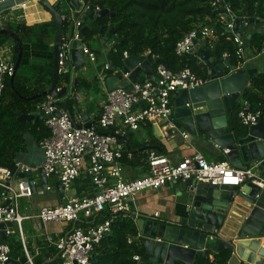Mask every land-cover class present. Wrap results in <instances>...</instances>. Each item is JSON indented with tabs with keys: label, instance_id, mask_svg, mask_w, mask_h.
I'll use <instances>...</instances> for the list:
<instances>
[{
	"label": "built area",
	"instance_id": "2783aa9c",
	"mask_svg": "<svg viewBox=\"0 0 264 264\" xmlns=\"http://www.w3.org/2000/svg\"><path fill=\"white\" fill-rule=\"evenodd\" d=\"M2 1L4 0H0ZM26 2L19 6L24 8ZM211 7L221 10L218 17L223 25V32L233 35V42L237 48L235 56L240 60L237 66L243 67L247 60L243 42L233 32L235 16L230 10L229 3L227 0H213ZM242 24L245 29L248 28L246 21L242 20ZM217 40L218 35L213 27L198 24L176 43L174 53L177 56L192 55L199 62L205 63L203 56L205 48L212 49ZM198 45L201 46L200 52L196 53L195 48ZM69 53L70 41L67 42L63 38L58 54L60 73L65 63L69 61ZM82 54L88 62L96 60L95 53L86 46L82 48ZM123 55L128 56L125 52ZM228 57L229 54L224 52L221 60H228ZM152 59L157 60V57L153 56ZM103 69L105 72L109 70V64H104ZM14 72V61L0 52V91L3 88V79L13 76ZM153 73L154 75L143 81L141 86L133 84L132 93L123 88L106 91L101 113L90 127H74L63 110L56 116L54 114L58 109L56 98L47 95L38 106L40 119L50 130V136L39 142L43 154L41 166L45 176L60 182L64 191H67L72 182L79 177L86 163V172L95 193L89 197H67L64 204L42 207L34 216L22 215L19 213V200L31 198L34 190L31 184L15 179L14 175L18 170L26 172L30 168L20 163H15L14 169L0 167V223H13L12 227L5 228V237L11 235L15 228L26 264H33L24 238L23 222L27 219L35 217L43 224L73 223L81 218L87 220L94 218L103 212L120 214L128 211L127 201L138 193L146 190L156 191L174 180L180 182L191 180L215 187L238 186L246 180L255 182L253 166L234 169L226 161L208 162L199 152H194L177 163H171L167 157L153 151L148 155L147 171L144 176L135 180H123L121 159L124 144L120 139L128 132H136L141 125L166 120L172 113L173 101L180 91L193 89L208 82V79L196 76L188 67L172 71L162 63H157L154 65ZM106 76L108 74L100 73L102 81ZM239 106L237 117L244 127L248 128L259 121L260 110L251 109L247 100L242 99ZM182 137L186 139L188 135L182 133ZM226 153L227 150L224 151V154ZM49 190L50 186H44V191ZM153 216L157 217L158 213L155 212ZM133 217L135 220L136 214ZM111 222L112 219L109 218L84 227H73L66 234L46 236L45 242L48 247L52 246L56 250L59 264H89L94 248L109 234ZM141 237L138 232L136 236L129 238L128 242L141 241ZM10 259L9 246L0 241V264H9ZM133 259L140 260L138 256H134Z\"/></svg>",
	"mask_w": 264,
	"mask_h": 264
},
{
	"label": "water",
	"instance_id": "95a60500",
	"mask_svg": "<svg viewBox=\"0 0 264 264\" xmlns=\"http://www.w3.org/2000/svg\"><path fill=\"white\" fill-rule=\"evenodd\" d=\"M26 1L28 0H4L0 2V13ZM39 3L49 12L56 31L52 44V80L49 88L35 97L48 95L58 99V109L54 112L56 116L63 110L74 127H90L91 123H77L69 107L70 100L79 102L77 94L72 93L78 87V80H72V74L82 72L87 64L82 54L83 30L94 19L110 17L113 14L107 8L99 10L94 5L85 6L81 0H69L68 4L73 13L68 19L67 33L64 34L62 26L65 17L61 12L48 0H40ZM249 22L254 25L259 21L250 19ZM74 31L77 32L75 36ZM257 31L264 32V26ZM233 32L241 38L243 48L246 49L251 34L246 32L240 20L233 21ZM0 33L10 34L3 28ZM11 37L15 40L12 34ZM63 38L70 41V58L60 73L58 54ZM101 42L114 47L123 42V39L117 38L113 30L109 29ZM17 43L19 52L14 63L15 71L21 56L20 43ZM203 56L206 60L209 53L205 51ZM109 62L112 75L105 77L107 91L123 88L132 93L133 84L141 86L144 78L150 79V74L154 72L153 63L135 56L124 57L121 67H114ZM209 62L212 63L213 60L209 59ZM141 70L144 73H140ZM256 71L254 68H238L227 59L220 60L209 70L207 83L182 90L175 97L172 113L165 120V123L170 124L165 134L172 137L187 131L194 139L210 141L224 147L232 168L242 169L248 164L253 166L255 182L246 180L238 186L215 187L191 180L184 181L178 191V197L183 201V212L178 215L177 220H161L136 214L134 221L142 235L141 242L144 247L142 264H195L196 257L207 258L209 252L218 253L221 250L231 252L227 264H264V246L261 245L264 244V121L260 117L255 125L247 128L243 137L234 135L227 125L234 105L241 103L239 98L248 88ZM37 114L39 109L30 114L18 111L16 118L19 122L31 121ZM24 166L30 170L15 174L31 184L34 192L42 185L50 186L57 192L60 205L65 203L67 197L72 196L70 189L64 191L60 182L47 178L43 167L37 162L27 161ZM178 182L174 180L171 185ZM12 226V222L0 223V241L6 238L5 228ZM9 264H26V258L22 256L19 260L10 259Z\"/></svg>",
	"mask_w": 264,
	"mask_h": 264
},
{
	"label": "trees",
	"instance_id": "16d2710c",
	"mask_svg": "<svg viewBox=\"0 0 264 264\" xmlns=\"http://www.w3.org/2000/svg\"><path fill=\"white\" fill-rule=\"evenodd\" d=\"M81 1L85 6L94 5L99 10L107 8L113 14L110 17L101 16L94 19L83 30L82 41L95 55H98V51L91 48V39L95 36L101 37L107 30L112 29L117 38L123 39V42L110 50L109 59L114 67L122 66L123 53L125 52L128 56L145 58L154 65L162 63L172 71L188 67L196 76L206 80L209 79L208 71L221 60L222 53L229 54L230 63L237 65L240 62L235 56L237 48L233 42V35L223 32V25L218 17L221 10L211 7L213 0ZM227 2L235 19L240 20V24H242V20L248 23L246 30H249L251 37L244 52L250 56L262 53L264 32L260 33L257 30L264 26V0H227ZM68 3L69 0H58L53 4L65 17L62 26L64 34L67 33L69 21L65 16L68 15V12L64 13L63 7L64 4L71 7ZM250 19L259 22L252 25L249 22ZM198 24L213 27L218 35V40L214 43L213 48H205L209 53L205 63L199 62L192 55L177 56L174 53L176 43ZM3 29L10 34L0 33V48L12 41L14 63L19 52L17 41L20 43L21 51L17 70L13 76L3 79V88L0 91V167L14 169L16 155L25 147V134H30L38 145L43 138L50 136V130L44 126L41 119L38 118L32 122H18L16 112L30 114L36 111L40 103L47 97V95L35 96L47 90L52 80V44L56 26L50 16L47 21L31 25L7 23ZM153 56H156L157 60H153ZM209 59H212L213 62H209ZM25 69L29 70L32 76H23L22 71ZM98 71L99 73H110V70L105 72L103 67H99ZM78 82L85 89L94 87L92 82L85 79ZM241 99L247 100L251 109L260 110L264 121V72L254 75L250 86L242 93ZM239 107L238 103L234 105L229 123L235 134L243 137L246 135L247 128L238 120ZM120 140L122 143L126 142L128 148L130 147V140H126L124 137ZM126 146H124L122 162L130 153ZM145 147L160 149V146H146V144L139 145L138 149L143 151ZM156 153L160 154L158 151ZM175 210L177 215H180L183 212V207L177 205ZM133 216L134 214L129 212L114 215L103 212L87 220L91 224H95L103 219H112L109 234L94 248L89 264H142L141 260L144 255L142 242L135 240L131 243L128 242L129 238H133L138 233ZM69 224H71L69 229H72L73 227H84L85 222L80 219ZM3 242L10 248V257L19 250L23 254L19 239L11 241L6 238ZM45 246H47L45 242L39 243L41 253L33 256V264H59L56 250L52 246H47L45 249ZM211 253L213 252H209V255ZM230 255V251L221 250L218 253H213L212 260L208 257H196L195 264H227ZM134 256H138L140 260L135 261Z\"/></svg>",
	"mask_w": 264,
	"mask_h": 264
},
{
	"label": "crops",
	"instance_id": "0c3cea01",
	"mask_svg": "<svg viewBox=\"0 0 264 264\" xmlns=\"http://www.w3.org/2000/svg\"><path fill=\"white\" fill-rule=\"evenodd\" d=\"M48 1L51 4H55L58 0ZM27 2L24 8H21L19 5H16L15 7H13V9L5 10L0 13V17L2 16V14H9V16L5 17L6 22H3V20L0 18L2 28L7 23H23L26 25H31L50 19L49 14L41 13L39 10L30 11L31 6L35 4L30 5ZM63 9L64 13L68 12V15L65 16H67V18L69 19L71 14L73 13L72 8L69 6L67 7L66 4H64ZM246 32H249V30H246ZM76 33L77 32L74 31V36L76 35ZM102 38L103 36H95L90 41L91 48L98 51V55H96V60L94 62L87 61V64L85 65L84 70L82 72L72 74V80L77 79L79 81L81 79H85L88 82H92L94 86L93 89H85L78 82V87L72 90V93L77 94L79 98L78 103H74L73 100L70 101L72 114L74 116L75 121L83 125L87 123L93 124L96 121L97 117L101 113V106L104 102L107 91L105 86V79L103 81L100 79V73L98 71V68L103 67L104 64H110L109 61L111 60L109 59V54L112 47L107 46L105 42L102 43ZM200 47L201 46L199 45L196 46V53L200 52ZM0 52L4 53V56L6 58L13 60L12 41H9L6 45L1 47ZM244 55L247 60V62L243 66L245 69L254 68L257 70L255 74L264 72V50L262 51V53L256 56H249L247 52H245ZM250 58L256 59L255 62L250 64ZM141 59L146 60L145 58ZM89 63H91L92 65H90ZM140 73H144V71L141 70ZM22 75L32 76V73H30L29 70L25 69L22 71ZM108 75L111 76L112 74L109 73ZM152 75H154V73L150 74V76ZM145 80L146 78H144V81ZM60 86L61 85L59 84V87ZM249 86L250 83L248 87ZM239 99L242 100L241 97ZM82 113L83 115H81ZM38 118L40 119V114H37V116L33 120L24 122H32ZM229 118L227 119V125L231 128ZM154 126L156 127L155 129ZM169 126L170 124L165 123V120H157L155 122H149L144 125H141L136 132H128V134L124 138H126V140H130V147L128 148L126 146L127 143L124 141L123 144L124 146H126L127 150H130V153L122 162L123 180H135L144 176L147 171L145 160H147L146 157L152 151L155 153L157 151L160 152V154L167 157L171 163H177L182 158L191 156L194 152H199L208 162H220L223 160L229 164L226 154H224V147H219L210 141L194 139L188 134L187 131L184 132L188 135L186 139L182 137V134L168 137L165 132L167 131ZM231 131L234 135H236L232 129ZM24 138L25 147L21 152L16 155L15 163H20L24 165L27 163V161H30L37 162L38 165L41 166L43 160L42 149L37 144V142L31 137L30 134H25ZM142 144L154 147L160 146V149L152 148L149 150L140 151V149H138V146ZM249 166L251 165L248 164L245 167ZM17 172H20V170H18ZM14 178L20 179L16 176V174L14 175ZM180 184V181L175 185H171V183H168L156 191L146 190L138 193L133 199L127 201V212L134 215L142 214L145 216L152 217H154V213L157 212L158 216L156 218L158 219L171 221L177 220L178 215L176 213L175 208L177 205L183 206V201L180 199V197H178ZM52 190L53 189L49 191H44V185H42L41 187L36 188L31 198H21L19 200V213L22 215L34 216L42 207L60 205L57 192L53 190L54 193H52ZM70 190L72 192V196L77 198L89 197L95 193V188L90 181L88 173L86 172V163L79 177H77L72 182ZM81 221L85 222L84 226H87V224H91V222L87 221V219L81 218ZM70 225L71 224L65 222L43 224L35 217L27 219L23 222L25 245L29 252L33 254V256L38 255L41 253L39 243H44L46 236L55 237L63 233L66 234L72 230L69 229ZM15 233L17 234L14 228V232L6 238L11 241H17L15 239H12L11 237ZM261 245L264 246L263 243ZM47 246H45V249H47ZM213 253H211V255H209L208 257L210 260L213 259ZM22 256L23 254L19 250L14 254V256H11V259L19 260Z\"/></svg>",
	"mask_w": 264,
	"mask_h": 264
},
{
	"label": "rangeland",
	"instance_id": "374dc122",
	"mask_svg": "<svg viewBox=\"0 0 264 264\" xmlns=\"http://www.w3.org/2000/svg\"><path fill=\"white\" fill-rule=\"evenodd\" d=\"M52 1V0H51ZM27 3H29L30 5H32V4H35V5H32L31 6V9H30V11H36V10H39L41 13H46V14H49V12H47L46 10H45V8L39 3V2H36V1H31V0H29ZM50 15V14H49ZM6 16H9V14L8 13H6V15H4V14H2V16L0 17L2 20H3V22H6V20H5V17ZM14 24V23H13ZM200 44V43H199ZM250 56V55H249ZM255 60L256 59H252V58H250V60H249V62H250V64H252V63H254L255 62ZM90 65H92L91 63H89ZM52 193H54L53 192V190H52ZM18 236V234H14V235H12L11 237H12V239H15V240H18L19 239V237H17ZM10 237V238H11ZM29 251V250H28ZM29 254L32 256V259H33V254L31 253V252H29Z\"/></svg>",
	"mask_w": 264,
	"mask_h": 264
}]
</instances>
